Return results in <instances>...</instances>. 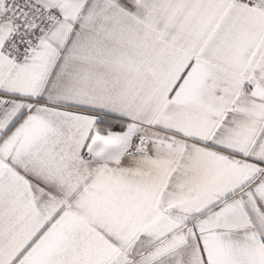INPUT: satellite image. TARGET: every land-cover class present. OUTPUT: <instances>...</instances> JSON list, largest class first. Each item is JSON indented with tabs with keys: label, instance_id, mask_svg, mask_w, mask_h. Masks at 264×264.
I'll use <instances>...</instances> for the list:
<instances>
[{
	"label": "snow or ice",
	"instance_id": "obj_1",
	"mask_svg": "<svg viewBox=\"0 0 264 264\" xmlns=\"http://www.w3.org/2000/svg\"><path fill=\"white\" fill-rule=\"evenodd\" d=\"M0 264H264V0H0Z\"/></svg>",
	"mask_w": 264,
	"mask_h": 264
}]
</instances>
